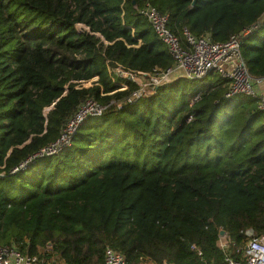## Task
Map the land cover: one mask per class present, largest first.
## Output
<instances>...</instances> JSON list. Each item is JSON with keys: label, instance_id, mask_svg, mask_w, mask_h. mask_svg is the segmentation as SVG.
Returning <instances> with one entry per match:
<instances>
[{"label": "trees", "instance_id": "1", "mask_svg": "<svg viewBox=\"0 0 264 264\" xmlns=\"http://www.w3.org/2000/svg\"><path fill=\"white\" fill-rule=\"evenodd\" d=\"M149 1L183 44L185 27L225 42L259 23L241 52L264 76V0ZM143 3L0 0V244L43 264H106L108 248L126 264H224L222 230L237 259L246 229L264 234V111L257 96L231 103L239 95L225 97L220 74L111 104L69 147L11 172L56 140L87 97L110 104L134 92L132 82L114 92L122 79L109 65L172 66Z\"/></svg>", "mask_w": 264, "mask_h": 264}, {"label": "built area", "instance_id": "2", "mask_svg": "<svg viewBox=\"0 0 264 264\" xmlns=\"http://www.w3.org/2000/svg\"><path fill=\"white\" fill-rule=\"evenodd\" d=\"M136 8L147 19L160 41L167 47L173 59L172 66L168 68L156 67L151 71L144 72L125 68L121 64L109 65L108 70L113 75V80L122 79L119 88L114 92L127 90L128 82L137 84L138 87L134 92L129 97L112 101L110 104H104L93 97H87L67 120L60 136L23 160L11 171L12 173L25 170L37 158L56 155L69 147L80 125L90 117L102 116L111 104L121 108L141 97L152 96L158 87L177 78L203 79L216 72L228 81L225 97L257 96V108L264 111V76H253L250 73L241 52L242 37L257 29L259 23L244 29L239 34L232 35L225 42H214L209 34L193 35L185 27L183 33L186 42L183 44L169 27V14L160 12L149 0H144V3ZM78 27L88 29L82 24H79ZM199 100L200 94L197 93L193 96L191 104H195ZM4 174V172H0V177ZM244 232L248 241L243 248L238 249L242 253L240 259L232 256L229 252L230 242L226 240L225 233L221 235L220 245L226 252L224 264H264V234L258 235L253 228H248ZM0 264H43V262L38 256L26 254L14 245L0 244ZM53 264L73 263L60 260ZM106 264H126L125 256L108 248Z\"/></svg>", "mask_w": 264, "mask_h": 264}, {"label": "rangeland", "instance_id": "3", "mask_svg": "<svg viewBox=\"0 0 264 264\" xmlns=\"http://www.w3.org/2000/svg\"><path fill=\"white\" fill-rule=\"evenodd\" d=\"M219 77V74H217L216 72H214V73H211V74H209L207 77H205V79L207 78V81H210V82H212V81H214V80H216L217 78ZM187 83V82H186ZM91 84V82H88V83H86V85L88 86V85H90ZM246 97H248V96H246V95H239V96H237V97H234L233 98V101L231 102V103H236V102H238V101H240L241 99H244V98H246ZM227 110L228 109V106H226L225 108H224V110Z\"/></svg>", "mask_w": 264, "mask_h": 264}, {"label": "water", "instance_id": "4", "mask_svg": "<svg viewBox=\"0 0 264 264\" xmlns=\"http://www.w3.org/2000/svg\"><path fill=\"white\" fill-rule=\"evenodd\" d=\"M195 4V0L193 1V5ZM225 233L224 230L221 231V235H223Z\"/></svg>", "mask_w": 264, "mask_h": 264}]
</instances>
